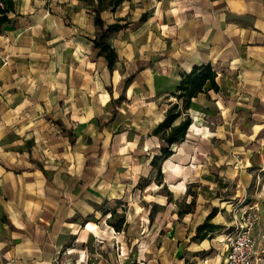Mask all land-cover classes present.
<instances>
[{
    "label": "crops",
    "instance_id": "1",
    "mask_svg": "<svg viewBox=\"0 0 264 264\" xmlns=\"http://www.w3.org/2000/svg\"><path fill=\"white\" fill-rule=\"evenodd\" d=\"M0 1L13 5L0 22V264H173L172 255L156 253L153 233L156 226L160 229L169 225L165 219L175 212V200L183 195L187 183H193L182 175L183 171H197L208 164H194L192 159L196 154L202 159L216 150L214 137L189 127L185 138L172 144V154L155 162L154 156L161 153L165 141L153 134V129L164 118L168 105L158 109L162 92L153 80L135 78L127 87L118 89L119 78L113 76V87L102 78L110 69L105 57L98 56L93 47L94 14L83 0ZM175 1L166 0L163 8L197 6L209 21L196 27L194 40L180 39L179 51L160 48L163 56L155 62V68L163 71L160 76L168 77L175 85L180 79L179 70L189 71L194 64L211 62L217 71L219 91L201 92L193 100L214 99L223 122L232 116L227 105L230 100L236 104L264 103V0ZM130 2L125 0L115 10L105 9L101 15L111 22L126 17L133 11L131 7H141H130ZM148 7L154 11L157 7V13L160 8ZM170 23L164 20L160 25L170 31ZM122 53L118 50L119 59ZM90 55L94 57L89 59ZM177 55L184 57L172 64ZM72 58L76 64L87 62L101 67L97 89L102 100L105 92L108 94L102 105L108 104L112 96L118 98L121 90H125L127 99L137 98L130 100L128 109L132 122L119 131L118 125L115 129L110 122L99 126L93 123L97 115L93 108L86 118L81 115L84 124L80 133H100L104 157H109L110 152L117 155V162L106 159L94 164L99 170L97 175L76 173L77 168L85 170L89 163L77 162L70 145L55 142L62 139L60 133L69 127L68 121L44 113V98L29 94V88L47 84L51 88L47 102L54 104L60 99L56 90L60 86L59 66L68 65L66 77L72 81ZM144 83L149 87L147 94L141 90ZM194 101L188 110L192 119L196 112L204 115ZM55 120H60L64 129ZM192 122L199 124L203 132L210 130L208 123ZM213 131L209 135H214ZM60 145L64 147L63 156L56 153ZM43 152L47 160L42 158ZM167 162L182 165L181 173L166 171ZM63 166L68 168L65 173H61ZM155 170L162 173L159 178ZM233 179L234 176L227 178ZM67 183L72 186H65ZM90 183H99L100 189L82 186ZM173 199L175 206L164 215L163 223L156 222L158 213ZM204 208L205 205L196 206L200 212ZM113 210L125 213V219L114 222ZM90 222L97 225L96 231L90 230ZM165 242L181 251L178 242Z\"/></svg>",
    "mask_w": 264,
    "mask_h": 264
},
{
    "label": "rangeland",
    "instance_id": "2",
    "mask_svg": "<svg viewBox=\"0 0 264 264\" xmlns=\"http://www.w3.org/2000/svg\"><path fill=\"white\" fill-rule=\"evenodd\" d=\"M182 1L189 3V0ZM192 1L194 0H191V3ZM165 2L166 0H131L129 3L130 7L141 6L140 8L131 7L133 11L126 15L125 18L132 23L128 28L121 30L123 31L122 33H114L109 38L116 52L118 50L123 52V58L119 59V55L117 54L118 60L114 68L104 72L102 77L112 87L113 76L115 79L119 78L118 89H121L124 86V81L133 74V80L135 78H139L143 82L144 80H153V84L155 86L158 85L162 92V101L158 103V109L161 106L165 107V104L169 107L171 102L177 101L176 96H173L172 92L175 91L181 79L180 76L177 84L175 83L174 85L168 77L160 76L163 71L160 68H155L158 67L156 66L157 63H155L156 60L163 56L161 51H159L162 50L160 48L166 47L179 51L181 47L180 39L182 41L187 39L189 42L194 40V30H196V27L209 21L207 14L200 7L178 5L163 8ZM175 2L179 4L180 0H176ZM82 3L84 6H89L84 0ZM154 5L160 6L158 13L156 12L157 7L155 11L148 7ZM141 16L145 17L146 20L144 22L139 21ZM164 20H171L169 24L170 31H167V27L166 31H164L165 27L160 25ZM81 44L83 45L82 42ZM204 48H207L206 45H204ZM61 57L63 56L61 55ZM93 57V55H90L88 58L92 59ZM183 57L181 55L175 56L172 64L181 61ZM72 60L74 65V78L72 81L67 80L66 77L68 74L66 66L68 65L61 63L59 66L61 76L59 79L60 86L56 90H59L60 99L54 104L47 102V96L51 90L47 84L37 86L36 88H29V94H35L38 97L44 98L43 107L41 108L44 113L61 116L68 121L69 127H66L67 129L60 133L62 139L55 142L70 145L73 148L75 157L78 159L77 162H84L86 160L89 163V166L85 167V170L82 167L77 168L75 170L76 173L97 175L99 170L94 164L103 162L106 159L109 160L107 162H117V155H111L112 153L110 152L109 157H104L105 151L101 147L104 140L100 133H96L93 136H89L83 132L80 133V126L84 124L81 115L86 118L88 110L93 108L97 114L92 119L93 123L99 126L110 122L115 129L118 125L117 129L119 131L121 126L132 122L133 116L128 109L132 105L130 100L137 98L127 99L124 94L125 90H121L118 96H122L123 98L120 102L114 106L112 101H109L106 105H102L101 102L106 99L107 94L105 92L102 100L101 92L97 89V84H100L98 69L101 71V67H94L90 63V65H87V62L76 64L77 62L74 61V58ZM179 71L181 74L182 71ZM67 83H69V86H67ZM141 90L147 94L149 87L145 85ZM211 95L217 97L212 91ZM218 95L223 96L221 93ZM193 101L192 98L191 106L186 112H183L177 122L188 116L191 122L208 123L210 130L208 129L207 132H203L202 127L196 122H192L191 128L197 133L202 132L204 135L208 134V136L214 137L213 139L217 147L216 150L208 154V156H203L202 159L197 154L193 156L192 163L208 162L205 167H200L197 171L193 172L189 169L185 172L183 171L182 175L193 181V183H187L183 187L182 190L184 192L181 193L183 195H179L175 200L176 206L173 199L164 210L158 213L155 220L162 224L164 215L166 216L174 206L176 208L175 212L168 219H165L169 225L164 226V229H159L156 226L154 233L152 232L156 238V247L154 249L157 254L172 255L174 258L172 260L173 264H221L224 238L232 232V210L234 205L243 198L245 202L257 204L260 221L256 229V235L264 232V190H262V185L264 186V103L253 101L236 104L234 100H230L227 102V105L232 110V116L223 122L215 100L211 97L206 99L202 97L199 101L195 99L194 104L204 110V115L203 112H196L193 114L194 119H192L188 110L192 107ZM141 104H143V101ZM112 106L113 109H111ZM198 111H200L199 108ZM72 115L79 117H72ZM47 126L50 127L51 124L48 123ZM189 127L190 125L188 129ZM44 128H46V121ZM87 129L85 128V130ZM212 131L214 135H209ZM45 134L46 129L44 131ZM161 134L163 132L157 135L162 136ZM210 148H212V145H210ZM56 153L59 156L65 154L63 145H60ZM42 158L48 159L46 152H43ZM160 161L161 159H156L155 162ZM164 168L168 172L181 173L183 166L167 162ZM67 169V166H63L61 173H65ZM153 173H155L157 178L162 174L156 170ZM229 176H234V179L228 181L227 178ZM83 185L87 188L91 187L92 190L98 191L100 189L99 183ZM65 186L70 188L72 185L71 183H67ZM74 187H77V184ZM197 205H205L206 208L200 212L196 209ZM119 207L121 209L124 208L122 206ZM113 214L112 218L114 222H121L125 219V213L123 212L117 213L113 210ZM209 214L213 215L210 219H207ZM111 215L112 213L109 217ZM204 222L218 224V227L214 230L203 229L202 231H198L197 227ZM152 224L153 220L151 219L150 225ZM88 226L90 230L96 231L97 229V225L94 222H90ZM169 240L173 243L178 242V246L181 244V251L180 247L175 248L172 244L165 242ZM209 257L213 258L210 259Z\"/></svg>",
    "mask_w": 264,
    "mask_h": 264
},
{
    "label": "trees",
    "instance_id": "3",
    "mask_svg": "<svg viewBox=\"0 0 264 264\" xmlns=\"http://www.w3.org/2000/svg\"><path fill=\"white\" fill-rule=\"evenodd\" d=\"M88 4L89 9L94 14V23L96 25V32L92 38L93 47L96 49L98 56L105 57L107 66L110 70L114 68L115 63L118 60V55L115 48L109 41L112 34L117 33L123 29H126L132 23L125 17L117 18L115 21L107 22L101 15L105 9L115 10L125 0H84ZM0 3V22L6 19V12L10 10L12 2ZM145 17L141 16L139 21H145ZM181 79L176 86L175 91L172 92L173 96H176L177 101L171 102V105L166 110L164 118L153 129V134H161L165 145L161 148V153L154 156L156 159H165L172 154V144L183 140L186 136L188 126L192 127L190 117H186L178 123H175L178 118L181 117L183 112L191 106L192 98L197 96L201 92H207V90L219 91V84L216 80L217 71L215 70L211 62L197 63L192 66L189 71L182 72L180 74ZM134 74L128 77L124 81V87H127L133 80ZM109 92L112 95L111 90ZM107 94V92H106ZM108 96V94H107ZM122 96L118 98H111L113 106L122 100ZM56 123L63 128L60 120H55ZM64 129V128H63ZM213 214H209L207 219H210ZM218 227V224L204 222L197 227L198 231L203 229L214 230Z\"/></svg>",
    "mask_w": 264,
    "mask_h": 264
},
{
    "label": "built area",
    "instance_id": "4",
    "mask_svg": "<svg viewBox=\"0 0 264 264\" xmlns=\"http://www.w3.org/2000/svg\"><path fill=\"white\" fill-rule=\"evenodd\" d=\"M244 200L232 210V232L224 238L223 264H264V232L256 235L258 207Z\"/></svg>",
    "mask_w": 264,
    "mask_h": 264
}]
</instances>
